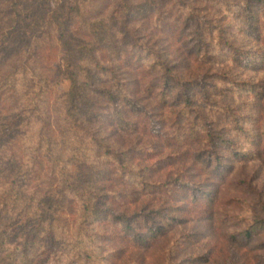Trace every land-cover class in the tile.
I'll return each instance as SVG.
<instances>
[{
	"label": "rangeland",
	"instance_id": "rangeland-1",
	"mask_svg": "<svg viewBox=\"0 0 264 264\" xmlns=\"http://www.w3.org/2000/svg\"><path fill=\"white\" fill-rule=\"evenodd\" d=\"M13 1L0 0V37L11 27ZM64 1L73 12L65 27L54 19L37 26L27 10L21 46L0 54V239L10 248L0 249V264H264V226L250 241L231 239L264 222V64L232 60L240 52L264 56V33L245 25L249 0H220L234 5L219 8L211 0H129L127 22L120 0ZM59 2L50 0L56 14ZM140 46L158 57L134 62ZM165 65L206 86L193 96L197 129L226 130L246 146L236 130L246 126L256 138L252 156L220 181L206 165L209 142L173 141L187 121L177 125V107L149 85L161 84ZM70 75L79 81L72 107ZM185 182L221 187L215 219L190 213L148 249L130 245L107 220L179 201L191 207ZM87 192L96 198L89 223Z\"/></svg>",
	"mask_w": 264,
	"mask_h": 264
},
{
	"label": "trees",
	"instance_id": "trees-1",
	"mask_svg": "<svg viewBox=\"0 0 264 264\" xmlns=\"http://www.w3.org/2000/svg\"><path fill=\"white\" fill-rule=\"evenodd\" d=\"M39 1L40 0H33V3H30V1L27 0H14L12 2L13 10L10 13L9 18L11 21H8L9 23H11V27L8 28L6 33L4 32L6 36H1L2 38L0 37V54L6 51L5 47L9 45L13 48L12 50H15L21 46L23 41L22 37H24L22 34L23 29L27 25L26 21L29 20V17L25 18L23 16L24 12L27 10L33 13L34 16H31L30 18H32L33 22H36L37 26H41V23H48L50 22V20L54 19L57 21L62 20L63 22L61 25L65 27L69 23L68 21L71 20V14L73 12L71 9H68L64 0L63 2H61V0L59 2L61 4L58 5V14H56L55 11L52 9L50 5V0H42V2ZM128 2L129 0H120L121 6L124 7V10L126 9V20H124L125 22L129 21V16H131V11L127 9L128 5L131 4ZM211 3L217 8H219V6L232 7L234 5L231 2L229 4H225L220 0H211ZM229 10H231V8H229ZM246 11L247 16L245 18V25L247 27V30L251 33L253 32L254 35L260 37L261 33H264L263 30L259 28L261 13L262 11L264 13V0H249ZM16 35L19 37H17ZM20 35L22 37H20ZM10 36H12V38H10ZM140 47V51H137L133 54L134 62L138 56L140 60L146 57L154 59L158 57L154 54L153 56L151 54V51L149 52V50L145 48V46ZM11 53L12 52H9L8 54L11 55ZM144 55L146 57H144ZM92 57L95 61L98 60L94 53ZM196 60H207L214 62L213 57L202 59L197 56ZM232 60L239 67H259L260 65L264 64V56L258 54L255 55L251 53L248 56H246V54H244L243 52L237 53ZM155 65H157V63H155L153 66ZM164 68H166L167 73L165 74V76H163L164 80H161V86L157 84V82L159 81L157 79H153L149 83V85L154 89L158 88L160 90L158 95L162 103H168V106L177 107L178 110L174 113V115L177 117V125L179 121H187L188 127L185 129L178 128L180 129L179 134L175 135L173 141L176 144H179L181 142L184 143L186 141L191 140L200 141V139L202 138L207 141V144L209 142L208 145L212 151L211 154L208 155L209 158H207L208 160L206 162V165L210 169L211 174L214 176V178L220 181L224 177L223 175L225 171L233 170L235 163H240L244 161V159L252 156V150L254 148L253 146H256L253 145L256 143V138L252 136V130L250 128H247L246 126L236 127V130L239 133V136H241V139L243 137L247 139L246 146H240V144H238L236 141L231 140L228 137V132H226V130L218 134H211L209 130L204 131L197 129L195 122L193 121V115L196 112L194 108L195 100L193 99V96L197 93L200 94L204 92L206 86L202 82L182 80L181 77H176L169 72L171 70L170 67L165 65ZM90 73L92 74L91 77L95 75L92 70H90ZM96 77L97 76H94L95 79ZM68 80H71L72 86L70 90L65 93H67V96L69 98V106L72 107L73 104H76L77 98L79 100V81L75 78V76L72 75L68 76ZM179 84H182L183 88L180 89V91L176 94L175 98L171 99L169 95H167L169 90L173 86H178ZM83 94L84 92L81 93L82 96ZM82 98L85 99H83L85 105L91 106V103H87V96H85V94ZM114 98L115 97L112 96V99ZM246 121V123H250L254 120L248 118V120ZM233 129L235 130V128ZM248 146L250 147L244 150ZM186 183L188 182L182 184V187L190 192L189 197L191 199V207L184 204V202L179 201L173 206H169L167 208L146 211L143 214H137L133 216L124 213L122 215L114 217H107V220L116 223V230H121L123 232V238L130 245H133L135 247H141V249H148L152 248L156 243L163 240L169 233V230L180 226L184 222L186 223V217L190 213L199 214L202 220L213 218L215 219L214 210L220 203L221 187H219L217 190L215 189L207 191L200 190V188H194L195 186ZM216 185L217 184L215 183L212 186L216 187ZM150 187L153 186L151 185ZM160 187L161 188L159 189L164 191L170 189L171 184ZM143 189L147 190L145 186ZM93 195V192H87L85 196H82L85 198V200L83 201V222H86L87 218L91 217V214H93L94 209L90 207L92 204H94V201L96 200ZM88 221L87 223H89ZM263 226L264 222L257 223L255 226L244 230L240 235L234 236L231 239L232 241L237 243H243L245 240L250 241L252 240L254 235H256L260 229H262ZM4 241V239H0V249L7 251L10 248H7L8 246H4ZM184 241H186V238L183 240V242Z\"/></svg>",
	"mask_w": 264,
	"mask_h": 264
}]
</instances>
